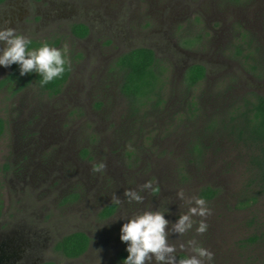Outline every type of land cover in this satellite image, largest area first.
Wrapping results in <instances>:
<instances>
[{
  "label": "rangeland",
  "instance_id": "1",
  "mask_svg": "<svg viewBox=\"0 0 264 264\" xmlns=\"http://www.w3.org/2000/svg\"><path fill=\"white\" fill-rule=\"evenodd\" d=\"M75 23L89 27L86 37L72 32ZM0 27L16 29L36 44L32 49H66L72 70L53 96L33 71L21 76L16 64L0 66L7 264H123L128 253L119 237L128 217L160 210L171 229L189 198L207 187L217 191L202 197L209 214L192 217L183 235L169 231L176 257L191 254L192 240L212 253L203 264H262L264 242L250 238L264 229V196L249 149L224 124L243 97L264 93V0H7ZM140 46L164 63L165 85L159 102L134 113L114 64ZM193 64L204 65L206 76L189 90L184 80ZM147 181L158 191L142 189ZM126 190L143 202L129 203ZM110 204L114 213L102 216ZM201 220L207 230L198 234ZM75 231L91 243L69 259L54 246Z\"/></svg>",
  "mask_w": 264,
  "mask_h": 264
},
{
  "label": "trees",
  "instance_id": "2",
  "mask_svg": "<svg viewBox=\"0 0 264 264\" xmlns=\"http://www.w3.org/2000/svg\"><path fill=\"white\" fill-rule=\"evenodd\" d=\"M6 0H0V4ZM72 32L80 38L89 33V27L82 23L72 25ZM30 42L29 49L35 46ZM39 47L42 44H37ZM15 68H19L15 65ZM114 69L120 73V91L128 99L130 109L136 112L146 108L154 99L159 102L165 85L164 63L156 56L152 48L140 46L119 55L115 61ZM71 66L66 60L65 71L51 82L41 85L42 77L33 70L32 78L40 89L49 95H59L71 77ZM206 76V67L202 64L191 65L185 74V85L193 89ZM6 80H2L0 85ZM229 134L239 143L249 149L250 171L255 177L258 187V196H264V93H250L242 98L230 113V122L224 124ZM6 130V121L0 116V137ZM254 179V178H253ZM217 191L207 187L201 192V196L210 199ZM2 203L0 202V215ZM115 204H110L102 212V216L114 213ZM250 241L264 242V229L259 235L250 238ZM91 238L84 231H75L60 238L54 250L69 259H76L84 255L90 247ZM42 264H52L45 262ZM264 264V260L262 262Z\"/></svg>",
  "mask_w": 264,
  "mask_h": 264
},
{
  "label": "clouds",
  "instance_id": "3",
  "mask_svg": "<svg viewBox=\"0 0 264 264\" xmlns=\"http://www.w3.org/2000/svg\"><path fill=\"white\" fill-rule=\"evenodd\" d=\"M30 41L22 34H19L12 27H0V66L9 67L17 64L20 75L23 76L35 70L42 79L41 85L51 82L60 77L65 71L66 49L50 47L47 43L42 46L29 49ZM100 168L103 165L99 166ZM142 189H152L153 182L147 181L142 185ZM125 198L129 203H142L143 197L135 190H126ZM179 199L184 200L183 191L177 192ZM119 200L117 199V203ZM189 208L187 213L180 215L176 222L169 229V221L165 218V213L160 210L146 209L138 214H133L120 228V241L126 244L128 255L123 260V264H203L204 259L211 260L212 253L207 249L197 246L194 241L187 242L191 249V254L183 259H178L175 255V246L168 242L169 231H174L183 235L192 229V217H205L209 214L207 202L202 197H191L188 200ZM207 230V224L201 220L195 231L203 234ZM184 245H181L183 248Z\"/></svg>",
  "mask_w": 264,
  "mask_h": 264
},
{
  "label": "flooded vegetation",
  "instance_id": "4",
  "mask_svg": "<svg viewBox=\"0 0 264 264\" xmlns=\"http://www.w3.org/2000/svg\"><path fill=\"white\" fill-rule=\"evenodd\" d=\"M0 217H1V215H0ZM0 264H7V241H5V240L4 241L3 240L2 241L0 240Z\"/></svg>",
  "mask_w": 264,
  "mask_h": 264
}]
</instances>
